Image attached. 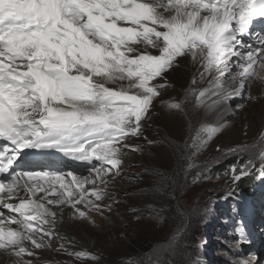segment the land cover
<instances>
[{"label":"snow or ice","instance_id":"snow-or-ice-1","mask_svg":"<svg viewBox=\"0 0 264 264\" xmlns=\"http://www.w3.org/2000/svg\"><path fill=\"white\" fill-rule=\"evenodd\" d=\"M257 18L264 20V0H0V253L12 264H33L25 257L35 258L57 235V214L48 206H70L80 218L88 217L78 205L100 210L95 201L104 188L85 185L106 188V177L118 174L125 141L140 136L165 74L180 58L189 57L200 79H208L190 93L207 110L254 80L264 82V34L257 47L238 50ZM184 104L167 107L183 111ZM223 127L202 122L187 147L198 150ZM26 150H55L100 167L91 180L60 170L18 172ZM254 169L264 177V140L231 167L233 182Z\"/></svg>","mask_w":264,"mask_h":264},{"label":"rangeland","instance_id":"rangeland-1","mask_svg":"<svg viewBox=\"0 0 264 264\" xmlns=\"http://www.w3.org/2000/svg\"><path fill=\"white\" fill-rule=\"evenodd\" d=\"M254 30L250 28L251 32L245 35V45L253 40L258 44ZM242 48L243 45L238 50L244 52ZM198 68L189 57L179 59L177 66L165 74V87L142 120L140 136L125 141L129 147L124 149L118 174L106 177V188L99 181L85 185L86 189L104 188L102 200L89 196L100 210L78 205L88 217L80 218L72 207L61 206L68 208L70 214L64 223L56 216L57 235L49 241L50 247L37 249L35 258L25 259H32L33 264L264 262V177L254 169L233 182L230 172L233 165L245 163L264 140V86L259 88L254 80L230 97L228 104L221 102L217 108L204 110L195 105L190 94L193 88L208 86V79H200ZM193 79L197 81L195 85ZM181 100L185 101L183 111L167 107L169 102ZM217 113L213 123L222 122L223 131L198 150L187 147L195 135L194 129L205 122L206 116ZM238 145L248 146L249 151H228ZM189 163L193 166L188 167ZM84 164L82 169L61 163L52 167L91 180L94 166L100 164L95 160ZM256 167H260L258 160ZM246 186L252 191V198L242 191ZM237 188L249 202L247 208H242L243 214L232 205ZM66 239L65 251L60 245ZM79 251L98 259H77L69 254ZM12 259L0 253V264H12Z\"/></svg>","mask_w":264,"mask_h":264},{"label":"bare ground","instance_id":"bare-ground-1","mask_svg":"<svg viewBox=\"0 0 264 264\" xmlns=\"http://www.w3.org/2000/svg\"><path fill=\"white\" fill-rule=\"evenodd\" d=\"M263 27H264V20H262L260 18L255 19L253 21L252 26H251L252 29L255 28V30L253 31L254 33L253 32L252 33L256 34V37L260 36L261 35L260 31H262L264 29ZM241 39H242V45H243V48L241 50H243V51H246L249 48V46H251V47H257L258 46V44H255V41L253 39H252L253 41L250 42V44L245 45L246 43L244 44L243 41L248 39V38L245 37V35L242 36ZM257 43H258V41H257ZM256 81H257L256 83H258L257 85H258L259 88L261 86L262 87L264 86V82H261L260 80H256ZM232 96H234V95H232ZM232 96H230V97H232ZM230 97L223 98L222 99V103L224 105L228 104V100L231 99ZM203 109L207 110L205 108H203ZM217 116H218V113L215 114L214 116H206L205 122L213 123V118L214 117L216 118ZM224 128H225V126L222 128V131H223ZM2 143H4V142H0V146L2 145ZM26 151L28 153L27 157L26 158H21L20 161L18 162L19 171H22V170H36V171H39L41 169H44V170H57V169L52 167V164H53V166H55V164H59V162H61V160H63V159L68 160V158L65 157L62 153H59V152H57L55 150H44V151L26 150ZM81 163H82V161L79 160L78 163L73 165V166L76 167V168H79V169L81 168L82 169V167L85 164L81 165ZM68 164L72 165L71 163H68ZM15 167H17V165ZM77 177H80V176L77 175ZM3 178L5 180L8 179L7 175H5ZM67 179H70V177H68ZM13 202H18V201H13ZM50 208H51L52 211H54L57 214L56 215V216H58L57 218H59V220H62L63 223L66 221V217L65 216H69V214H70V211L66 207L56 206L54 208L53 207H50ZM5 212L7 213V210H5ZM59 223H61V221H59ZM13 227H15V225H13ZM60 234H62V233H60ZM67 240H69V239H66L64 241V246H66V247H67V243H68ZM42 264H48V262L44 261ZM262 264H264V262Z\"/></svg>","mask_w":264,"mask_h":264},{"label":"trees","instance_id":"trees-1","mask_svg":"<svg viewBox=\"0 0 264 264\" xmlns=\"http://www.w3.org/2000/svg\"><path fill=\"white\" fill-rule=\"evenodd\" d=\"M247 187V186H246ZM243 187L242 188V191H244V193L245 194H248L249 196H251V194H252V191L250 192V188L249 187ZM240 188V187H239ZM239 188H237V191H233V198L235 199V201H236V199H239V201L237 202V206H235L234 207V209H237L238 211H240V212H243V210H242V207L244 208V207H246V202H245V200H243L242 198H241V190L239 189ZM252 197V196H251ZM234 201V202H235ZM245 203V205H244V203ZM232 205H234V203H232ZM247 208V207H246ZM242 210V211H241Z\"/></svg>","mask_w":264,"mask_h":264}]
</instances>
